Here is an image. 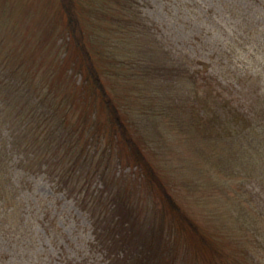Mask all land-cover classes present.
<instances>
[{
  "label": "trees",
  "instance_id": "trees-1",
  "mask_svg": "<svg viewBox=\"0 0 264 264\" xmlns=\"http://www.w3.org/2000/svg\"><path fill=\"white\" fill-rule=\"evenodd\" d=\"M131 1L126 0L123 8L128 31L125 36L128 35L131 45L126 49V61H122L131 65V69L137 68L139 75H143L137 77L144 83L143 86L150 85L148 81L145 82L148 78L156 83L153 88H142L141 91L147 90L149 95L147 100L140 101L139 111L148 109L154 116L187 114L195 120V127L201 130L202 136L224 133L238 140L239 150L246 153L249 159L246 170L242 168L232 174L247 173L245 176L257 180L263 192L264 84L256 89L253 97H248V104L234 103L235 100L224 95L226 89L222 83L230 74L225 76L226 69L221 65L224 66L222 63L226 60L227 63L231 62L234 56L243 52L245 57L251 55L255 60L248 69L250 73L257 78L264 75V0H214L209 9L204 10L203 6L197 12L191 10L195 12H192L191 19L204 24L196 42L202 48V57L208 52L206 50H212V53H208V59L190 57L187 49L174 53L171 48L161 45V40L156 38L157 34L153 33L142 12H135L133 4L131 7ZM71 4L70 0L62 2L64 11L69 15L65 28L69 41L66 43L70 46L74 39L80 50L85 51L86 48L80 44L81 35L75 30L74 18L70 19ZM111 29L115 32V28ZM93 35L99 34L92 31L87 38L92 41ZM206 37L208 40H205ZM101 52L98 51L99 54ZM154 52L164 55L163 62L168 66L159 63L160 66L155 68L141 67L145 65L141 55L153 56ZM91 55V52L84 53L88 62L81 64V72L77 70L80 76L83 75V80L80 78L77 82L74 77L66 93H60L57 84L47 86L40 79L35 83L31 77L27 80L31 82L28 84L25 80L11 79V75H2L6 67L0 70V77L12 81L7 89V97L6 93L0 92V98L5 94L0 101V120L10 123L7 131H2L5 124L0 125V197H8V192L12 191L9 187L17 189L18 174L30 175L29 172L36 173L43 169L57 186L74 195L88 213L94 235L89 247L98 252L106 264H177L176 254L183 247L182 242L187 249L192 247L189 253L185 249L184 255L192 264H264L263 212L258 215L262 221L244 207H240L239 211L237 209L234 219L239 221L241 232L239 236L234 235V239L231 236L229 241L198 224L172 199L174 205L169 206V224L162 221L155 225L152 220L150 223L144 220V214L148 213L142 211L138 195L127 185L126 188L122 185L125 177L118 168L124 165L123 159L118 160L115 166L111 163L114 142L120 145L130 141L126 147L130 151H127V160L124 158L125 166H131L148 176L145 182L152 183L163 196L160 200L167 198L169 202L170 197L160 182L156 185L150 179L153 166L141 147L128 139L125 120L118 115L115 104L108 96L104 79L98 81L95 77L99 67L89 60L88 56ZM152 61L148 59L146 63ZM84 69L89 72H84ZM32 71L28 70L29 73ZM235 71L236 68L229 73L239 74ZM37 82L40 86H37ZM16 97L20 98L19 102L23 99L32 105L28 108L30 115L22 113L17 106L12 107ZM78 99L82 100L84 109L75 115L77 104L74 101L80 103ZM152 99L158 103V111H155V102L149 107ZM74 121H80L79 127H74ZM216 156L202 159L208 165L212 161H223V158ZM224 156L231 159L229 155ZM221 163L224 167L230 162ZM233 163L242 165L238 157L232 160ZM154 176L153 179L158 180ZM253 197L246 200L248 205L255 207ZM164 224L169 228L166 229ZM237 256H241V259Z\"/></svg>",
  "mask_w": 264,
  "mask_h": 264
},
{
  "label": "rangeland",
  "instance_id": "rangeland-1",
  "mask_svg": "<svg viewBox=\"0 0 264 264\" xmlns=\"http://www.w3.org/2000/svg\"><path fill=\"white\" fill-rule=\"evenodd\" d=\"M70 1V19L74 18L75 30L81 35L80 44L86 48L85 51L80 50L74 39L70 46L66 43L69 41L65 33L69 15L62 7L63 0H0V70L6 67L1 74L5 77L11 75V79L18 81H29L31 77L36 83L40 79L47 86L57 84L59 92L66 93L74 77L77 82L80 78L83 80V75L80 76L77 70L81 72V64L88 62L84 53L91 52L89 60L99 67L95 77L98 81L104 79L108 96L115 104L118 115L125 120L128 139L141 147L142 153H146L154 169L152 174L149 173L150 179L156 185L160 182L170 197L169 202L167 198L160 200L163 196L152 183L145 182L148 176L125 166L124 158L127 160V151H130L126 147L130 141L120 145L114 142L111 163L115 166L118 160L123 159L124 165L118 168L125 177L122 185L124 188L127 185L138 195L142 211L148 213L144 214V220L148 223L152 220L155 225L162 221L169 224V206L176 204L205 229L229 241L231 236L234 239V235L239 236L241 232L239 221L234 219L240 207L254 216L258 217L262 212L264 216V191L259 182L245 176L247 173L232 174L242 168L246 170L249 159L246 153L239 150L238 140L224 133L202 136L201 130L195 128V120L187 114L154 116L148 109L139 111L136 108L149 95V91H141L142 88H153L156 83L144 77L150 85L143 86L144 83L137 78L143 75H139L137 68L131 69V65L122 61H126V49L131 45L130 38L125 36L128 33L123 9L126 0ZM213 1L132 0L130 5L132 7L133 4L135 12H142L153 33L157 34L156 38L161 40V45L171 48L174 53L187 49L190 57L208 59L212 50H206L208 52L202 57V48L196 42L204 24L191 19V10L197 12L203 6L204 10L209 9ZM110 28H115V32ZM92 31H97L99 35H93L90 41L91 38L87 37ZM98 51L102 52L99 54ZM141 56L145 62L141 67L155 68L161 63L168 66L164 64L165 56L158 52H154L153 56ZM148 59L154 62L146 63ZM254 63L251 55L245 57L243 52L234 56L231 62L226 60L222 63L224 66L221 67L226 69L224 75L230 74L222 83L226 89L223 94L235 100L234 103L248 104V97H253L256 89L264 84V75L257 78L248 70ZM235 68L239 74L229 73ZM29 69L33 71L29 73ZM83 71L89 72L86 69ZM11 82L0 77V92L6 93V97ZM16 99L12 101V107L17 106L22 113L30 115L28 108L32 105L23 99L19 102V97ZM78 100L80 103L74 101L77 104L75 115L84 109L82 100ZM154 102L155 111H158L159 105L153 99L149 101V107ZM79 122L74 121V127H79ZM0 125H4L2 131H7L10 123L0 120ZM194 130L199 131L200 136ZM211 155L230 163L223 167V161L218 160L208 165L204 157ZM224 155H229L231 159ZM235 157L241 160L242 165L232 164ZM29 174H18L17 189L9 187L12 191L8 192V197H0V264H106V260L89 247L94 237L89 215L76 197L57 186L43 169ZM153 174L158 180L153 179ZM252 195L257 209L247 203L246 199ZM165 228L168 229L169 225ZM176 233L175 228L174 238ZM182 244L176 254V262L192 264L184 257L185 249L189 253L192 247L189 250ZM237 257L241 259V256Z\"/></svg>",
  "mask_w": 264,
  "mask_h": 264
},
{
  "label": "bare ground",
  "instance_id": "bare-ground-1",
  "mask_svg": "<svg viewBox=\"0 0 264 264\" xmlns=\"http://www.w3.org/2000/svg\"><path fill=\"white\" fill-rule=\"evenodd\" d=\"M139 103V102H138ZM140 104H141V102L136 106V108L138 109L139 107H140ZM196 128V127H195ZM197 129V128H196ZM195 131V133L198 135V136H200V133H199V131H197V130H194ZM204 136V135H203ZM194 149V148H193Z\"/></svg>",
  "mask_w": 264,
  "mask_h": 264
}]
</instances>
